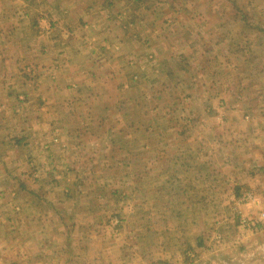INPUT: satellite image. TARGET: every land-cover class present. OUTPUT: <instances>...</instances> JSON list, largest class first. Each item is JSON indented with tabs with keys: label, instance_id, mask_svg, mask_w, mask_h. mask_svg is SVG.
I'll return each mask as SVG.
<instances>
[{
	"label": "rangeland",
	"instance_id": "374dc122",
	"mask_svg": "<svg viewBox=\"0 0 264 264\" xmlns=\"http://www.w3.org/2000/svg\"><path fill=\"white\" fill-rule=\"evenodd\" d=\"M111 10L123 40L89 35L119 70L88 75L84 132L15 198L30 212L5 209L0 263L264 264L263 224L251 226L264 203L238 201L247 187L233 181L248 176L237 167L247 143L262 140L264 0H121Z\"/></svg>",
	"mask_w": 264,
	"mask_h": 264
},
{
	"label": "crops",
	"instance_id": "0c3cea01",
	"mask_svg": "<svg viewBox=\"0 0 264 264\" xmlns=\"http://www.w3.org/2000/svg\"><path fill=\"white\" fill-rule=\"evenodd\" d=\"M120 2L0 0V218L7 214L8 206H12L11 213L24 209L30 212L24 202L18 203L15 198L33 180L37 183L31 172L47 173L58 168L73 139L80 136L79 131L84 132L87 123L79 122L77 107L84 105L82 101L89 95L92 79L88 75L100 68L107 73L119 70L111 65L110 57L94 51L89 35L93 32L89 31L95 28L104 32L112 40L109 42L123 40L122 28L113 25L117 19L111 10ZM148 37L151 35L145 40ZM154 56L147 55L152 60ZM98 104L109 105L110 100L103 99ZM262 122V140L247 143L246 166L236 163L238 169L245 168L248 176L233 177L235 184L252 189L256 195L264 192V117ZM233 158L230 160L235 161ZM27 193L35 196L31 189ZM259 208H252L253 216H257ZM260 224L264 227V223H258V227ZM112 248L103 249V253ZM9 258L12 257L4 255L0 264H14Z\"/></svg>",
	"mask_w": 264,
	"mask_h": 264
},
{
	"label": "built area",
	"instance_id": "2783aa9c",
	"mask_svg": "<svg viewBox=\"0 0 264 264\" xmlns=\"http://www.w3.org/2000/svg\"><path fill=\"white\" fill-rule=\"evenodd\" d=\"M238 201L249 203H264V192L256 195L253 191L247 190L241 194V196L238 198ZM258 223H264V207L263 209L259 210L256 219H252L251 226H255L254 224L257 225Z\"/></svg>",
	"mask_w": 264,
	"mask_h": 264
},
{
	"label": "trees",
	"instance_id": "16d2710c",
	"mask_svg": "<svg viewBox=\"0 0 264 264\" xmlns=\"http://www.w3.org/2000/svg\"><path fill=\"white\" fill-rule=\"evenodd\" d=\"M236 195H237V193H236Z\"/></svg>",
	"mask_w": 264,
	"mask_h": 264
}]
</instances>
